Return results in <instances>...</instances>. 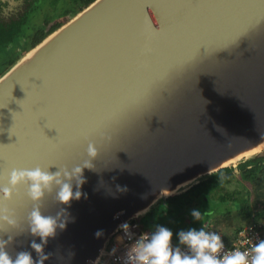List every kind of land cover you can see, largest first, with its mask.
<instances>
[{
    "label": "water",
    "instance_id": "water-1",
    "mask_svg": "<svg viewBox=\"0 0 264 264\" xmlns=\"http://www.w3.org/2000/svg\"><path fill=\"white\" fill-rule=\"evenodd\" d=\"M29 51L0 76V264H96L264 158L232 161L264 142V0H94Z\"/></svg>",
    "mask_w": 264,
    "mask_h": 264
},
{
    "label": "rangeland",
    "instance_id": "rangeland-1",
    "mask_svg": "<svg viewBox=\"0 0 264 264\" xmlns=\"http://www.w3.org/2000/svg\"><path fill=\"white\" fill-rule=\"evenodd\" d=\"M66 2L62 5H57L55 9H57L58 12L67 9V13L65 16L63 15L52 23L56 22L59 23L60 26L64 25L86 7L84 5L78 7L67 4ZM47 5L48 2L43 5L40 11L41 14L48 10ZM39 15L35 18L37 20L36 27H41L46 31L47 26L46 22H44L45 18L42 17L40 19ZM31 24L32 22H29V24L25 26V33L23 35L30 36L29 33H31L34 28ZM29 39L30 37L26 40L29 41ZM22 42L24 41L22 40ZM8 48L3 50H5V52H7V50L10 51ZM31 48L27 45L19 58H16L19 54L15 53V56V50L13 54L10 53L8 55L7 59L4 57L6 60L16 58V60L9 63L8 66L5 64V61L2 63L1 60L3 59H1L2 56L0 53V76ZM260 159H262L261 163H263L264 158ZM233 178L234 181L232 183L214 191H206L197 194L190 192L188 194L186 193L187 195H184V192L174 195L181 196L175 202L176 204L173 202H170V204L166 202V204L168 203L167 205L161 206L158 203L142 218V223H144L146 228L151 230L152 240L160 249L162 255L173 257L182 246L211 234H218L222 237H226V241L231 240L234 232L247 222L239 217L238 208L240 200L244 197L245 192L248 191L251 193L252 186L250 182L240 179L238 169H233ZM235 181L238 183H234ZM233 191L235 193H233ZM263 203L264 202L261 204ZM216 224L218 226L215 227Z\"/></svg>",
    "mask_w": 264,
    "mask_h": 264
},
{
    "label": "built area",
    "instance_id": "built-area-1",
    "mask_svg": "<svg viewBox=\"0 0 264 264\" xmlns=\"http://www.w3.org/2000/svg\"><path fill=\"white\" fill-rule=\"evenodd\" d=\"M264 210V203L261 204ZM96 264H264V218L248 221L230 241L211 234L164 256L152 240V232L133 218L112 235Z\"/></svg>",
    "mask_w": 264,
    "mask_h": 264
},
{
    "label": "flooded vegetation",
    "instance_id": "flooded-vegetation-1",
    "mask_svg": "<svg viewBox=\"0 0 264 264\" xmlns=\"http://www.w3.org/2000/svg\"><path fill=\"white\" fill-rule=\"evenodd\" d=\"M85 1L86 0H0V53L2 56L1 59H3L1 60L2 63L5 61V64L8 66L9 63L14 62L16 58L21 56L23 49L27 47V45L29 48L33 47L32 44L34 40L41 32L45 33L49 28L57 24L56 22L52 23L53 21L61 18L63 15L65 16L67 9L58 12L57 9H55L57 5H62L66 2L67 4L79 7L82 6ZM47 2L48 10L41 14L40 11ZM37 15L40 16V19L42 17L45 18L44 22H46L47 26L46 31L41 27H36L37 20L35 18ZM29 22H32L31 25H33L34 28L32 32L29 33L30 36H25L23 35L25 33V26L28 25ZM28 37H30L29 41L26 40ZM22 40L24 42H22ZM5 48H8L10 51L7 50V52H5V50H3ZM14 50L16 51L14 54H19V56L11 60H6L10 53L13 54ZM4 57L6 59H4Z\"/></svg>",
    "mask_w": 264,
    "mask_h": 264
},
{
    "label": "trees",
    "instance_id": "trees-1",
    "mask_svg": "<svg viewBox=\"0 0 264 264\" xmlns=\"http://www.w3.org/2000/svg\"><path fill=\"white\" fill-rule=\"evenodd\" d=\"M93 1L94 0H86L83 5L87 6ZM59 26L60 24L57 23L56 25L49 28L47 32H41L34 40L32 46L34 47L35 45L40 43L47 35H49ZM261 161L262 159L247 160L240 163L237 168L240 174V179L242 181H248L252 184L251 193L248 191L245 192L244 197L240 200L238 208L239 217L244 221L246 220L247 222L258 221L259 219L264 218V210H262L260 207V204L264 202V162L261 163ZM233 179V169L223 168L220 169L217 173L209 176L206 180L190 188L187 192H185L184 195H187L190 192H194V194H197L204 193L206 191H214L216 189L224 187L225 185H229L234 181ZM234 183L238 182L235 181ZM233 193L235 192L233 191ZM179 197L181 196L169 197L167 198L166 202H168L169 204L170 202L175 203L179 199ZM216 226L218 225L216 224L215 227ZM223 238L226 240V237Z\"/></svg>",
    "mask_w": 264,
    "mask_h": 264
},
{
    "label": "bare ground",
    "instance_id": "bare-ground-1",
    "mask_svg": "<svg viewBox=\"0 0 264 264\" xmlns=\"http://www.w3.org/2000/svg\"><path fill=\"white\" fill-rule=\"evenodd\" d=\"M32 53H33V51H29V52L25 53V55H24L23 58H22V61L28 59V58L32 55ZM263 149H264V142L261 143V144H260L259 146H257L256 148H254V149H252V150H250V151H247V152H245V153H243V154H240L239 156H237V157H235L234 159H232V161H235V160H237V159H239V158L252 156V155H254V154L260 152V151L263 150ZM232 161H230V162H232ZM225 164H228V162H226Z\"/></svg>",
    "mask_w": 264,
    "mask_h": 264
},
{
    "label": "crops",
    "instance_id": "crops-1",
    "mask_svg": "<svg viewBox=\"0 0 264 264\" xmlns=\"http://www.w3.org/2000/svg\"><path fill=\"white\" fill-rule=\"evenodd\" d=\"M176 255V254H175Z\"/></svg>",
    "mask_w": 264,
    "mask_h": 264
}]
</instances>
